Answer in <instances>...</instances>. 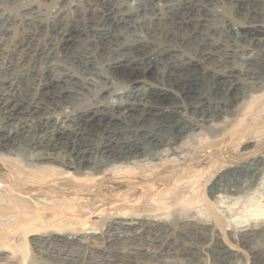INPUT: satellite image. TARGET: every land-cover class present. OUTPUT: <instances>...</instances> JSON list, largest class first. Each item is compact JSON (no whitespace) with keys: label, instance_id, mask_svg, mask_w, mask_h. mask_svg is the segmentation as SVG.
<instances>
[{"label":"bare ground","instance_id":"bare-ground-1","mask_svg":"<svg viewBox=\"0 0 264 264\" xmlns=\"http://www.w3.org/2000/svg\"><path fill=\"white\" fill-rule=\"evenodd\" d=\"M4 1L19 6L23 0ZM236 3L254 5L244 0ZM152 4L150 12L138 9L136 15L126 12L116 19L109 17L105 7L97 10V16L109 23L110 31L94 30L97 21L86 18L85 12L73 4L72 12L59 10L53 20L41 21L36 32L14 34L0 41V262L28 264L27 244L35 253L38 242L61 248L80 246L79 240L87 231H99L104 245L101 251L110 258L107 264H143L149 256L174 257L177 254L169 249L170 238L166 243L163 239L171 223L178 220L175 214L183 213L188 219L185 223H190L196 206L208 207V199L219 194L215 182L203 191L211 169L202 165L212 160L213 166L225 143L233 146L258 136L264 125V85L249 88L246 98L237 93V88L242 87L243 78L255 80V84L264 81V62L257 70L247 67L258 64V49L264 46L263 25L252 21L239 25L236 30L246 36L247 47L231 44L232 49L228 43L204 35L205 28L210 33L215 31L206 3L159 0ZM173 11L177 12L175 16L167 15ZM221 15L229 19L224 12ZM134 16L142 35L132 42L121 40L114 29L130 27ZM163 23L171 27L165 29L166 24L163 29ZM76 26L93 32L89 44L94 52L112 50L117 54L105 68L109 80L123 81L126 87L121 93L109 87L98 88L92 102L72 103L70 112L45 116L47 110L56 111L58 102L70 105L68 100L77 97L66 80L75 84L79 78L72 72L67 78L65 73L61 78L54 77L50 67L54 54L65 55L76 35L82 33ZM197 39L210 45V50L201 55L211 62L227 64L226 68L232 62V53L241 54L237 61L245 68L231 66L210 74L213 84H230L226 100L211 101L209 92L193 88L199 83L195 73L201 62L198 56H186L182 46ZM79 60L91 66L93 56L86 54ZM157 68L166 70L161 76L165 80L155 84L150 74ZM90 124L99 135L94 145L85 142ZM221 124L226 127L220 129ZM205 133L209 136L204 137ZM17 145L36 152L29 164L10 153V148ZM254 159L249 165L253 172L259 168ZM257 207L253 220L263 223L264 213L261 206ZM96 217L107 223L96 222ZM210 218V227L186 234L177 231L178 236L204 240L209 234L214 248L222 250L217 253L219 263L240 264L235 255L230 260V251L221 245L219 236L223 234L250 250V264H264L262 228L225 233L221 219L213 212ZM116 228L128 235L113 233ZM28 237L33 238L29 241ZM146 237L153 252L144 247ZM122 242H127L129 252L120 250ZM63 256V264H78L75 257ZM198 260L189 255L187 264H200Z\"/></svg>","mask_w":264,"mask_h":264},{"label":"rangeland","instance_id":"rangeland-1","mask_svg":"<svg viewBox=\"0 0 264 264\" xmlns=\"http://www.w3.org/2000/svg\"><path fill=\"white\" fill-rule=\"evenodd\" d=\"M200 1L202 4L206 3L207 9L210 10V14L213 19L212 26L215 28V31L213 33H210L205 28L203 30L204 35H207L215 42L228 43V45L231 46L232 49H233L232 46L233 44L237 45L238 48L247 47L246 36L236 30L239 25H248L252 21L251 23L257 22L260 25L262 24L264 27V0H244V1L253 2L254 5L251 4L245 5L246 3L244 5H241L242 3L238 5L236 3V0H220L223 3H219V0H217V2L216 0H200ZM34 2H36V4H34ZM152 3L157 4L159 3V0H133V1L132 0H23L22 4H20L19 6L7 3L4 0H0V41L9 40L14 36V34L19 36V34L21 33L36 32L39 29V24L41 21H43L44 19L53 20L55 18L56 13L59 10H64L67 13L72 12L70 9V5L73 4L78 5L82 13L85 12L83 14H85L86 18H93L94 20L97 21V23L94 26H92L94 30L110 31L111 28L109 23L104 18L102 17L100 18L97 16V12H96L97 10L102 9V7H105V10L107 11L109 17L112 19H116L126 12H131L132 14L136 15L138 9L141 11L150 12V9L153 5ZM222 12H224L229 19L223 18V16L221 15ZM174 14H177V12L174 11L169 13L167 12L168 16L173 17L175 16ZM137 20L138 19L134 16V20L130 24V27L118 26L114 29L115 33L119 35L121 40L124 38V40H129L128 42H132L137 38V36L142 35L140 28L141 26ZM228 20L230 23L228 22ZM166 24L167 23H163L160 27L164 29L163 26H165ZM145 26H148L147 21L145 23ZM169 27H171V25L167 24L165 26V29L166 28L169 29ZM76 28L82 30V33L76 35L75 41L69 46L70 48L65 55L61 56V53L58 52L54 54V57L50 60V67H51V73L54 77L61 78L63 73H65L67 74L66 75L67 78L68 74L72 72L76 76V78H79V83H75V84L66 80L68 87L77 93V97L76 99L68 100L69 102H71L70 105L66 104L65 102L63 103L58 102L55 105L56 111L47 110V112H45V116H49L51 114L53 115L57 114L59 111L70 112L73 106L72 103L76 104L82 102L81 104L84 105L86 103L92 102L91 100H93V97H95L98 88L100 89L104 87H109L111 91L115 93H121L123 89L126 87V84L123 81L115 80V79L109 80L111 76L109 71L105 68L107 61L116 58L117 54H115L112 50L94 52L92 46H90L89 44V42H91L94 39L93 32L82 26H76ZM194 41L189 40L187 43H185V45L182 46L185 50L183 51L185 52L186 56L188 57H192L193 55L198 56L201 62L200 65L197 66L196 69L197 74L195 73V78L199 76L198 78L199 83L193 85V88L195 89V91L200 90V92L202 91L205 94H208L207 92H209L208 97H210L209 99L211 101L213 100L214 102L221 99L224 100L228 99L230 95L229 90L231 88L229 87L230 84L229 85L228 83L213 84V82L210 81V74L213 70L226 71L231 66L245 68L246 67L245 64H242L241 61L239 60L237 61L239 55L241 56V54L238 53L239 55L236 54L237 56L236 55L234 56L232 53L231 55L232 64L230 63V65L227 66L228 68H226L227 64L223 65V64H217L211 62L208 59H206L204 55H201V52L203 51L207 52L210 50L209 47L210 45H208L206 42L203 43L198 39ZM86 54H92L93 56V62L91 66L85 65L83 62L79 60V58L85 56ZM258 55H259L257 56L258 64L256 63L252 66L251 65L247 66L248 68H251L252 70L253 69L257 70V68H259L258 65L261 64L260 62H264V46L258 49ZM179 61H181V59H179ZM153 70H152L153 72L151 71L150 74L152 79L154 78L153 83L156 82L155 84H158L162 82L161 79H163V81L165 80V78H161V76L162 74H165L164 72L166 70L163 71V69L161 68H157ZM109 81L113 83L111 84ZM258 81L259 82L256 81L255 84V80L243 78L242 79L243 85L241 84L242 87L238 86L237 93L241 94V96L245 98L248 97L250 95L249 88L254 86L260 87L264 85V81L262 82L261 80ZM90 84L93 86H91ZM227 88L228 90H225ZM113 100H116V97H113ZM186 104H189V102H187ZM64 122H65L64 125L67 128H71L72 125L70 123H66V121ZM90 125L88 126V130H87L88 134L89 133L90 134L88 135V137H86L85 142L94 145L97 142V138H98L97 136L99 135L95 125L93 124ZM224 125L225 124L223 125L221 124L219 128L220 129L225 128L226 126ZM262 125L259 126L261 127ZM263 126L262 129L259 128L260 130L257 137L244 139L240 141L242 143L239 142V144L237 143L238 145L236 144L233 146H229L227 143H225V146L224 147L222 146L220 149L222 155H220L216 160H213L214 162L213 166H210L211 164L210 162L212 160L202 165V167L206 165L205 166L206 169L209 168L211 169V172L208 175L209 176L208 182L204 185L203 191L206 192L210 184L215 182L218 185L219 194H214L215 196L213 195L212 198L208 197L209 198L208 207L202 204L197 205L196 209L194 210L195 211L194 216L191 219H189L191 220L190 223H185L184 220H186L187 218L185 217V215H183V213L179 212L178 214H175L178 220L175 223H171L169 227L170 229L168 235L166 236V239L165 238L163 239V241L164 243H166L170 238L169 249L171 253L172 251H174V253L177 255H174V257H172V255H167V257L166 255H164L165 257L155 256L156 258L158 257L157 259L154 256H149L145 258L146 260L144 259L142 261L143 264H156L157 262H158L157 264H159L163 261L165 263L171 262L175 264H187L189 255L191 257L192 256L197 257L199 259L198 261L200 264L201 263L222 264L219 263L220 262L219 260L218 261L216 260V258L219 257L217 253H219V251L222 250L221 249L219 250L218 248H214L213 239L209 234H206L204 240H199L191 236L186 238L185 235L181 237V235L178 236L177 234V231L186 234L189 231H194V230L201 231V229L203 228L210 227L212 225L210 218L212 212L221 219L224 229L223 231L225 233L233 234L234 232L236 234H240L248 230L259 231L261 230V228L264 230V221H262L263 223H261V221L257 222L253 220V216L255 215V212L258 210L257 206H261L260 208L264 213V133H263L264 127ZM208 134L209 133H205L203 134V136L204 135L209 136ZM10 153L17 156L24 163L27 164H29L30 162L29 160H31V158L36 154V152H33L32 149H28L23 145L22 146L17 145L14 146L13 148H10ZM253 158H255L254 159L255 161L257 160V164L259 165L258 170H256L255 172H253L252 167L249 166L251 161L253 162ZM218 195L220 197H218ZM95 221L99 222L101 220L97 219L96 217ZM101 223L106 224L107 222L101 221ZM102 230H104V226ZM115 230L116 231L113 232L115 234L124 233L122 230L118 228H116ZM98 233L99 231H91V232L87 231L86 235H84L79 240L80 246H72L71 248L68 247L61 248L57 244L50 242H42V243L38 242L39 244V245L37 244V246L39 247V248L37 247L38 252L35 253L32 251L30 245L27 244L26 250L28 253L26 252V254L28 255V257L26 263L63 264L61 258H64L63 254H65L68 256H72V258L75 257V259H77L76 263L78 264H107L108 262L107 260H109L110 258L101 251L104 245H103V240H101V238L98 236ZM262 234H264V232ZM91 235H93V237H90ZM120 235L126 236L128 235V233L120 234ZM215 236H219L218 233H215ZM32 238L33 237H28V240L31 241ZM220 238H222L221 245L223 244V247L225 246L224 248L227 249V251L228 250L230 251L229 253L230 260L231 259L233 260V255H235L239 259L240 264H250L251 252L248 248H243L242 246L236 245L235 243H233V241H231V239L226 238L223 234L222 237L219 236V239ZM145 239H146L145 243L149 245L145 244L144 247L147 248L148 250H151V252H153L154 247H152L150 243L147 242L149 241V238L146 237ZM201 241H203L204 243ZM126 245L127 242H122L120 244V250L123 251L124 253L125 252L127 253V251L129 252L127 247H125ZM158 259L160 262L158 261ZM234 261H236V258ZM0 264H5V262L1 261Z\"/></svg>","mask_w":264,"mask_h":264}]
</instances>
